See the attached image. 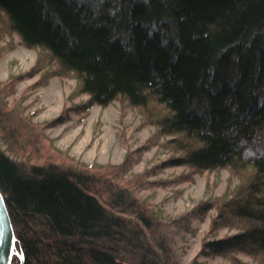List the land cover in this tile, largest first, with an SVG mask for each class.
I'll use <instances>...</instances> for the list:
<instances>
[{
    "label": "trees",
    "instance_id": "obj_1",
    "mask_svg": "<svg viewBox=\"0 0 264 264\" xmlns=\"http://www.w3.org/2000/svg\"><path fill=\"white\" fill-rule=\"evenodd\" d=\"M0 10L26 46L75 75L89 102L123 96L143 108L181 151L176 162L247 170L213 221L239 231L205 246L264 260V0H0ZM94 181L0 150L23 264H175L144 205L115 188L108 208Z\"/></svg>",
    "mask_w": 264,
    "mask_h": 264
},
{
    "label": "rangeland",
    "instance_id": "obj_2",
    "mask_svg": "<svg viewBox=\"0 0 264 264\" xmlns=\"http://www.w3.org/2000/svg\"><path fill=\"white\" fill-rule=\"evenodd\" d=\"M56 70L55 60L26 46L0 10L4 154L26 165L54 163L94 174L92 190L108 208L111 192L127 189L144 205L155 232L163 234L175 264H264L244 252L215 254L205 246L239 231L237 221L216 227L213 221L247 170H200L176 162L181 151L167 142L171 136L158 133L143 108L123 96L91 103L74 74ZM15 248L20 253L16 243ZM18 258L14 254L12 264Z\"/></svg>",
    "mask_w": 264,
    "mask_h": 264
},
{
    "label": "water",
    "instance_id": "obj_3",
    "mask_svg": "<svg viewBox=\"0 0 264 264\" xmlns=\"http://www.w3.org/2000/svg\"><path fill=\"white\" fill-rule=\"evenodd\" d=\"M15 232L5 196L0 189V264H12L13 255L19 256L23 264V255L15 248Z\"/></svg>",
    "mask_w": 264,
    "mask_h": 264
}]
</instances>
